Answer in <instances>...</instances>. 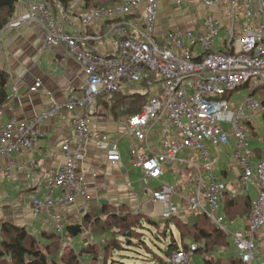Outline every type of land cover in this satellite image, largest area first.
I'll use <instances>...</instances> for the list:
<instances>
[{
    "label": "built area",
    "instance_id": "built-area-1",
    "mask_svg": "<svg viewBox=\"0 0 264 264\" xmlns=\"http://www.w3.org/2000/svg\"><path fill=\"white\" fill-rule=\"evenodd\" d=\"M169 1L181 3V0ZM200 1L206 8L221 9L227 21L210 14L205 17L201 35L192 30L172 31L161 43L153 36L159 0H121L81 13L84 28L100 21L110 23L109 33L116 39L114 51L109 55L85 47L87 41L102 40L104 35L70 34L46 0H28L27 11L5 27L17 28L26 21L41 25L44 46L67 47L87 79L79 94L54 101L29 120L11 117L0 125V156L10 157L31 151L37 145L42 136L40 127L46 120L57 118L64 111L82 110L73 113L74 139L61 146L63 165L46 179L49 194L45 198H32L33 214L46 216L52 232L65 237L62 211L90 198L91 188L83 170L88 143L94 141L112 164L121 161L118 140L92 130L89 118L92 105L100 96H111L149 81L147 89L152 97L141 112L122 121V135L131 140L130 159L141 169L144 186L150 189L157 183L152 197L163 204L161 219L170 220L187 208L209 219L227 235L232 234L242 263L264 264L260 256L264 247V160H252L251 133L246 127L250 116L264 114V101L253 93L242 101L233 97L252 78L258 80L254 89L264 85V0ZM141 9L145 32L125 20ZM220 31L224 37L221 48L216 50ZM17 89V86L12 88L14 94ZM31 90L35 91L36 87ZM13 97L9 95L10 100ZM159 124L164 126L161 150L155 151L151 135ZM232 139L235 148L231 162L240 170L235 193H248L255 187L257 195L252 200L246 228L231 233L225 229V216L220 212L227 185L214 174L218 158L212 154L211 146L227 145ZM186 150L197 152L205 163L204 170L192 159L182 157ZM179 160L188 162L199 174L194 193L182 197V204L173 200L175 195H180L178 189L163 180L167 165ZM12 168L14 165L9 163L4 175L10 176ZM24 168L26 165L18 167ZM203 172L208 174L207 183ZM56 191L61 193L54 196ZM197 249L193 244L187 250L173 251L172 263L189 264Z\"/></svg>",
    "mask_w": 264,
    "mask_h": 264
},
{
    "label": "crops",
    "instance_id": "crops-1",
    "mask_svg": "<svg viewBox=\"0 0 264 264\" xmlns=\"http://www.w3.org/2000/svg\"><path fill=\"white\" fill-rule=\"evenodd\" d=\"M27 1L20 0L18 2L15 18L27 11ZM119 1L121 0H68L67 4H64L56 0L51 9L54 16L65 25L70 34L104 35L102 40L87 41L85 47L100 54L109 55L114 51L116 39L109 33L110 23L100 21L84 28L80 22V15L99 5H111ZM158 5L159 11L153 36L160 43L172 31L192 30L196 35H201L204 32L205 17L210 14H214L223 22L227 21L226 14L221 9L206 8L200 0H181L180 4L169 0H159ZM125 20L137 26L141 32H145L147 29L142 9L138 13L127 16ZM222 34L215 45L216 50L221 48L220 41L224 37ZM0 36L2 37L0 40V70L9 74L8 91L9 95H14L0 108V125L11 117L20 121L29 120L36 113L48 108L54 101H64L69 95L81 92L87 81L82 66L68 54L67 47H45L44 30L41 25L26 21L17 28H5ZM14 86L18 88L15 94L12 91ZM33 87H36L35 91L31 90ZM141 88L140 85L124 88L116 95L120 100L125 96L130 97L131 94ZM252 93L264 101V85L253 89ZM118 99L114 101L110 96L98 97L90 109L89 118L94 132L106 133L111 138L118 140L121 161L112 164L108 161L106 152L96 148L94 141L91 140L88 143L83 170L91 188L90 198L88 201L79 200L75 205L62 211L65 217L66 234V227L69 224L85 223L86 215L90 212L101 211L104 206L107 207V210L124 207L141 213L145 221H149L148 223L158 222V226L161 227L164 225L165 221L160 217L163 204L154 201L152 197V189L156 187L157 183L152 184L150 189L146 188L141 180V169L131 162L129 152L131 140L122 135L124 132L122 121L129 115L121 112L120 107H114ZM123 103L125 104V101ZM74 112L79 114L82 113V110L64 111L59 117L46 120L40 127L41 139L31 151L13 154L10 157L0 156V226L3 221H10L25 227L38 238H41L43 233H52L47 226V217H37L33 214L32 198H45L49 194L46 188V179L53 170L59 169L64 163V156L61 151L62 144L74 139L72 124ZM256 117L257 115L250 116L246 127L251 133L252 160L258 162L264 160L263 150L261 147L254 146L253 142H262L264 137H259L254 122ZM163 128L164 126L159 124L151 135V143L155 151L161 150L160 139ZM219 147V150L213 151L214 146H211L212 154L218 158L214 174L218 180L227 185L220 212L225 216V229L232 233L246 228L252 200L257 195V189L251 187L248 193H235V185L240 174L239 168L231 162L235 140L232 139L227 145ZM224 154L228 157L227 159H224ZM182 157L186 160L195 157L201 160L197 152L193 150H186ZM9 163H12L14 168L11 169L10 176H5L3 171ZM170 164L179 178L177 177L175 182L167 181L165 179L166 167L163 180L178 189L180 195H175L173 200L180 203L184 200L182 197L194 193L199 174L197 169L189 166L186 161L181 162L179 160ZM22 165H26V168L19 170L18 167ZM196 165L200 167L197 163ZM131 168L139 170L137 179L131 177ZM208 179V174L203 172L204 182L207 183ZM60 193L61 191H56L54 196H58ZM243 198H247L249 206L239 205L235 202ZM193 215L197 214L184 208L179 217L183 221L191 222L189 217ZM198 216L197 222L201 223L203 218ZM102 218L104 219V217ZM208 222L211 223V221ZM37 223L40 224L38 227ZM234 224L237 226L232 229ZM174 227L171 224V228ZM91 228L88 224H84V231L80 235L70 238L67 234L68 239H72L74 248L80 250L87 246L86 242L103 244L109 238V231L101 233L95 232ZM89 229H91L90 232H88ZM81 235H84L82 236L83 239L78 240L77 238ZM225 235L227 242L225 245H218L208 252L203 251L202 255L204 258L214 255L221 259L224 264H237L240 259L233 236L231 237L232 234L227 235L226 233ZM195 244L200 247V243ZM231 244L235 247V251H231L230 256L218 255ZM260 256L264 260V247ZM231 260L236 262L233 263Z\"/></svg>",
    "mask_w": 264,
    "mask_h": 264
},
{
    "label": "trees",
    "instance_id": "trees-1",
    "mask_svg": "<svg viewBox=\"0 0 264 264\" xmlns=\"http://www.w3.org/2000/svg\"><path fill=\"white\" fill-rule=\"evenodd\" d=\"M20 0H0V34L7 25L15 18L17 4ZM50 1V0H47ZM56 1V0H55ZM67 4L68 0H58ZM100 6V5H99ZM9 74L0 70V108L4 106L9 100ZM142 88L136 90L134 94L127 97H121L118 99V93L111 95L113 100L118 102L115 108H121L120 111L126 115H133L142 111L143 106L147 103L149 81L142 83ZM131 98V100H129ZM128 99V100H127ZM125 101V104L123 103ZM239 205L249 206L247 198L235 201ZM124 207L107 210V207H102L101 211L90 212L86 215L85 223L77 222L69 224L66 227L69 237H76L83 233L84 224H88L95 232L105 233L110 231V224L113 222L112 232L122 231L124 234H133L136 230L138 223L142 224V220H145L141 213L134 212L127 209L125 212ZM121 210V212L119 211ZM123 210V211H122ZM104 217V219L102 218ZM201 217V216H200ZM207 219L200 222H186L179 216H176L170 220L165 221L163 227L166 228L163 235H169L170 241H168L167 253L170 255L173 251L183 248L187 250L189 248V241H195L200 243L202 247H198L197 252H208L213 250L218 245H225V233L216 228ZM149 222V221H148ZM150 225H159L158 222L149 223ZM171 224H173L177 231L181 235L180 242L175 235H171ZM130 232V233H129ZM66 234V238H68ZM112 235V234H111ZM173 236V237H172ZM45 240V241H44ZM62 237L56 233H43L41 238L34 236L25 227L14 224L10 221H3L0 226V264H86L88 256L96 258L98 249L106 248L105 244H88L82 247L80 250L72 247L69 251L68 257H63L61 262L57 260L53 254V248L60 244ZM131 242V241H130ZM80 255H79V254ZM95 256V257H94ZM235 263V260H231ZM202 264H224L223 261L216 256L205 257ZM237 264H244L237 261Z\"/></svg>",
    "mask_w": 264,
    "mask_h": 264
},
{
    "label": "rangeland",
    "instance_id": "rangeland-1",
    "mask_svg": "<svg viewBox=\"0 0 264 264\" xmlns=\"http://www.w3.org/2000/svg\"><path fill=\"white\" fill-rule=\"evenodd\" d=\"M47 1V0H46ZM55 0H50L47 1L49 6L51 7L53 5ZM18 18V17H17ZM2 33V32H1ZM222 34L223 32L220 31ZM220 34V35H221ZM1 35V34H0ZM223 35V34H222ZM0 36V40H1ZM1 42V41H0ZM258 84V80L256 78H252L251 81L247 84L242 86L238 91L234 92L233 95H235L234 98H237L238 101H242L243 98L252 93L254 87ZM141 87L143 85H140ZM150 97H152V93H149L147 99L149 100ZM255 126L257 128L259 137H264V116L263 114H257V117L254 119ZM160 134V133H159ZM234 142V141H233ZM259 142V143H258ZM254 146L261 147L263 150V157H264V139L262 142L256 141L253 142ZM126 145V143H125ZM220 147L212 148L213 151L216 149L219 150ZM215 156V154H214ZM224 159H227L226 155H223ZM192 161L196 162L202 170L205 169V163L198 158H193ZM187 166V165H186ZM131 177L134 179H137L139 177V170L136 168H131ZM177 177V173L171 166V164L167 165V174L165 176V179L170 182H175ZM155 184V183H153ZM130 210V209H129ZM111 211V210H110ZM113 211V210H112ZM121 212V210H119ZM123 211V210H122ZM127 209H125L124 213L126 212ZM98 212V211H96ZM203 220L207 219L204 216H202ZM189 220L191 222H197L199 220L198 215H193L189 217ZM210 221L209 219H207ZM110 224L113 227V222ZM207 223V221H206ZM40 224L37 223V227ZM158 226V225H156ZM236 224H234L232 229H235ZM110 227V233H109V238H107L104 241V244L106 246L105 250L104 249H98V254L96 255V258H91L88 256L86 264H173L171 261V256L168 255L167 253V247H168V241H170L171 236L169 235H163L165 233L166 228L165 227H155L150 225L147 221L142 220V224L138 223L136 226V230H134L133 234H124L122 231H115L112 232ZM92 229V228H91ZM91 229L88 230V232L91 231ZM130 233V232H129ZM175 237L180 241L181 235L177 231V229L172 228L171 230V235L173 234ZM112 234V235H111ZM229 235V234H228ZM81 235L77 239L79 240L82 238ZM100 236V234H99ZM107 237V236H106ZM173 237V236H172ZM232 237V235H231ZM131 241V242H130ZM72 239H68L66 237H63L62 240L60 241V244L56 247L53 248V254L61 262L63 257H68L69 251L72 249ZM87 243V247L89 242ZM195 241H192L188 239V245L191 246L195 244ZM200 247H202L201 244H199ZM198 250V249H197ZM197 250L194 252V254L191 256L190 263L189 264H202L204 260V256L202 255V252L200 250L197 252ZM231 251H235V247L233 244L227 246L225 250L218 255L220 256H230L229 253ZM236 253V252H235ZM79 254V253H78ZM80 255V254H79ZM95 257V256H94Z\"/></svg>",
    "mask_w": 264,
    "mask_h": 264
}]
</instances>
